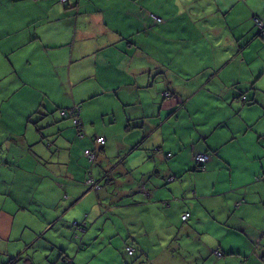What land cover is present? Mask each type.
I'll list each match as a JSON object with an SVG mask.
<instances>
[{
	"label": "crops",
	"instance_id": "crops-1",
	"mask_svg": "<svg viewBox=\"0 0 264 264\" xmlns=\"http://www.w3.org/2000/svg\"><path fill=\"white\" fill-rule=\"evenodd\" d=\"M122 1L138 4L81 0L67 7L60 0H0L7 31L0 33L2 262L63 264L64 256L76 264L88 250L84 241L97 246L119 240L117 249L128 260L171 264L174 247L192 245L199 230L226 232L231 225L249 236L245 247L222 238L214 250L198 248L194 257L220 247L248 258L260 249L258 257H264V177L257 178L264 175V100L260 91L253 98L245 92L250 85L259 90L255 85L263 81L264 64L252 61L264 49V37L250 13L264 17V0H146L162 6L161 30L152 14L118 16ZM11 25L35 31L11 33ZM140 28L146 47L134 36ZM15 51L18 61H9ZM35 61L44 72L53 68L52 78H28L26 63ZM55 84L57 92L66 87L58 93L65 101L57 100ZM24 90L40 96L30 101ZM165 91L172 96L166 98ZM109 101L113 105L104 106ZM258 102L262 109L246 106ZM76 103L83 106L92 140L87 133L80 137L71 121L60 122L58 109ZM234 111L241 116L232 125ZM99 117L107 128L120 123V130L99 133ZM98 136L106 138L104 145H96ZM112 137H121L115 160L109 157ZM85 147L99 149L92 168ZM206 151L212 158L200 171L195 155ZM168 152L173 155L166 158ZM99 162L106 169L103 178L97 168L95 174ZM90 169L103 185L95 194L86 183ZM105 182L114 189L105 190ZM187 211L192 216L184 221ZM77 220L92 228L80 239ZM123 229L128 236L121 246ZM128 246L136 249L133 257Z\"/></svg>",
	"mask_w": 264,
	"mask_h": 264
},
{
	"label": "rangeland",
	"instance_id": "rangeland-1",
	"mask_svg": "<svg viewBox=\"0 0 264 264\" xmlns=\"http://www.w3.org/2000/svg\"><path fill=\"white\" fill-rule=\"evenodd\" d=\"M138 4L134 3V6L128 7L127 4L123 3V1L121 2L120 5H118L116 8L120 9L118 11H115L114 13H117L118 16H127L130 12H131V17L130 19H133L132 16L134 15V20L137 19H145L146 14L150 15L152 14V17L154 18V22L156 23V27L161 30L162 27V14H160L159 12H161V8L162 6H160L159 4H157V6H152V4H146V0H137ZM126 7V9H124ZM5 7L0 5V12L3 13ZM139 9V10H137ZM138 12V13H137ZM160 14V15H159ZM263 15H260L259 13H250V17L252 19V22L256 25V27H259L260 30H262V33H264V27L262 25V20H264V17H262ZM260 18V19H258ZM120 21L123 23L124 20L122 18H120ZM178 21V20H177ZM14 23H18V20L16 19V21ZM91 23V22H90ZM122 23L120 24V26L123 27ZM264 23V21H263ZM113 26H117L116 23H111ZM127 25V24H125ZM154 27V28H156ZM10 28L12 29L11 33H34V28L32 29H28L27 27L25 28H19L17 25H11ZM91 28V27H90ZM38 29L41 30L43 29V26H38ZM139 30H143V29H138L135 33L134 36L136 37L137 42H139L138 44L142 47H146L148 45V41L146 40L145 37H143V33H146L145 31H139ZM0 33H7L6 29H5V25L2 21V17L0 14ZM144 36H146V34H144ZM264 37V35H262ZM144 39H143V38ZM257 46L260 48L261 47V43H258ZM23 47H21L18 50H22ZM253 46L251 45V50H252ZM18 56H19V52L15 51L14 53L10 54L8 56V60L11 61V59H15L16 61H18ZM138 55H134V65H136L137 63H139L138 59H137ZM255 59L252 61V63H254V66H260L264 64V49L258 50V52H256L254 55ZM42 61H44V58L41 56ZM32 65V66H31ZM48 65V63H47ZM26 66L30 69V70H26L25 74L28 78H36L38 76H42L41 79L43 81H48V77L52 78V76L48 73V72H53V68H45V70L47 72L43 71V67L42 64L39 65H34L32 63L27 62ZM208 72V71H205ZM241 72L244 74V76L247 75L245 68L241 69ZM47 76V77H43V76ZM263 81H259V84L255 85L257 88H259V90H255L252 85L248 86L247 89L245 90L246 94L250 97L253 98L255 91H260L259 92V99L264 100V92L262 91V89L264 90V76L262 77ZM37 82H40L39 80ZM58 86V84L53 85V88H56ZM66 87H61L60 86V90L57 92L54 89V92L56 94L57 100H62L65 101L66 98H63L61 96H59V92H62ZM30 91V90H24L22 92V96L26 95V98L30 101H32L34 99V94L40 96L38 93ZM247 95L243 96V100L246 103L252 102V100L250 98H248ZM109 97L108 95H102L100 96V98H98L96 100V102L98 101H102L103 99ZM42 100H44L43 98H41ZM51 103H53V101L50 99ZM262 104L261 102H258L256 104L253 105H246V106H251V107H257L259 109H262ZM112 106L113 103H111V101L106 102V104L104 106ZM28 108V107H27ZM246 110V109H245ZM245 112V111H244ZM232 118L230 119V122L232 125L235 124V122L237 121V119L241 116H238L239 113L237 111L232 112ZM250 115L254 114L251 110L249 111ZM52 113L48 114V117H51ZM65 120L67 121H73L71 118H66V119H62L60 122H65ZM99 124L101 126V131H99V133L101 134H105L107 136V134L113 132L114 130H120L121 125L120 123H117L116 125H114V127L111 128H107L105 127V125L102 123V117H99ZM59 123V122H57ZM239 124V122H238ZM261 124H258L257 127H259ZM93 135L99 134L97 130H93L91 131ZM86 137H88L90 140H92V135L88 133V131H86ZM121 137H117L111 138V155H109V157L113 160H115L117 158L115 151V144L117 143V141H120ZM94 142L96 143V138L94 140ZM97 145V143H96ZM92 147H85L84 148V156L86 157L88 163L90 166L94 167L95 164L98 162V158L97 161L94 165H91L90 161L88 160L87 156H86V151L89 150ZM93 149L96 150L97 155L99 157V149L96 147H93ZM201 153H205V156H208V162L211 160L212 155L210 154V156L206 153V152H201ZM198 155L200 153H197ZM96 168L101 170V175L103 178V174H104V162H99L97 164V167H95V174L97 175V171ZM201 169V168H200ZM202 170V169H201ZM203 171V170H202ZM97 177V176H96ZM258 177H264V175L258 176ZM172 178V177H170ZM87 188V187H86ZM103 188V185L102 187ZM105 190L107 189H114V185L112 183H108L105 182ZM90 192L92 193H97L98 191L95 190H91L90 188ZM88 220V219H87ZM90 220V219H89ZM73 222V221H72ZM74 223V222H73ZM90 224V223H89ZM217 228V227H216ZM92 229V228H91ZM89 229V231L91 230ZM241 231V230H240ZM236 227H234V225H231L228 230L226 232H222V230L219 231H215L210 229L209 227H205V229L203 230H199L198 232L200 234H195L193 236V244L191 245L189 242L185 245H182L181 248H179L178 246H175L174 249L177 252V254L175 256L172 257L171 261H168L171 264H246L249 262V264H264V257L259 258L258 255L260 253V249H259V253L258 255H252L251 257H246L245 255L242 254H237V253H232V251L226 249L225 247H220V245L218 247H220L222 250H225V256L224 253L221 249L216 250L215 253H212L213 251H211L209 253V255L204 256V257H194V253L196 252V250H198V248H201L202 250H209L210 248H213L212 250H214V248L218 245L221 244L220 239H224L225 241H228L229 243H232L234 246H238V247H245L247 242L246 239L247 237L249 238L248 235L243 234L242 232H240ZM124 232V236L122 237V242H121V246L122 244H124L125 239L127 238V234H126V230L123 229ZM219 232H222V237L218 236L217 234ZM202 236V239L200 240L199 237ZM248 240V239H247ZM188 241L189 238H188ZM259 241V240H258ZM84 243L86 244L85 247L88 249L87 251L84 250L83 252L79 253V255L76 257V264H122L121 263V259L124 260V262L131 264L132 261H134V264H141L142 259L141 257H139L138 259L134 258L132 260H128L127 258H124L126 256L123 255L124 251L123 249H117V245L120 243L119 240H116L114 243H112L111 245L105 244V243H101L102 245H97V246H90L87 245L86 241H84ZM217 251H220L222 253V255H218ZM242 252V251H241ZM214 254V255H213ZM131 257V256H130ZM133 257V256H132ZM218 257V258H217ZM246 262V263H245ZM146 264H164L161 262V260L155 259L154 261H152V263L147 262Z\"/></svg>",
	"mask_w": 264,
	"mask_h": 264
},
{
	"label": "built area",
	"instance_id": "built-area-1",
	"mask_svg": "<svg viewBox=\"0 0 264 264\" xmlns=\"http://www.w3.org/2000/svg\"><path fill=\"white\" fill-rule=\"evenodd\" d=\"M260 19V18H258ZM261 20V19H260ZM262 25L264 27V23L262 20ZM165 94L168 96L169 93L165 92ZM80 112H81V106L79 104H76L74 106H72L70 108V117L74 120L73 122L79 127L83 124L81 118H80ZM63 114L67 115V111H63ZM80 137L85 136V133H83V131H81L79 133ZM96 143L97 144H105L106 143V138L104 136H98L96 137ZM205 153H200L199 155H197V160L200 161L202 164V170H206V164L208 163V156L204 155ZM210 156V153H207ZM86 156L88 158V160L90 161L91 165H94L97 161L98 155L95 149L90 148L89 150L86 151ZM92 168V166H90ZM175 177H172L171 179H174ZM87 185L89 186V188L94 189V190H99L101 188V184L100 182L97 181V179L93 176L92 174V170L90 169V174L88 175V178L86 180ZM191 212H186L183 214L182 218L184 220H188L191 217ZM75 223H77L75 221ZM127 250L130 254L134 253V249L131 246L127 247ZM218 255H222V253L220 251H217Z\"/></svg>",
	"mask_w": 264,
	"mask_h": 264
},
{
	"label": "trees",
	"instance_id": "trees-1",
	"mask_svg": "<svg viewBox=\"0 0 264 264\" xmlns=\"http://www.w3.org/2000/svg\"><path fill=\"white\" fill-rule=\"evenodd\" d=\"M12 2H21V1H26V0H11ZM68 1H71L70 3L68 2ZM81 0H66V1H64V0H60V2L64 5V6H67V7H70V6H73V5H77V4H79V2H80ZM4 7V6H3ZM13 15V14H12ZM13 16H16V15H13ZM10 17V16H9ZM11 18H13L12 16H11ZM264 21V20H263ZM260 30V29H259ZM260 33V35H264V33H262V30H260L259 31ZM27 48H28V46H26ZM26 48V49H27ZM32 64H34V65H39L36 61L34 62V63H32ZM32 66V65H31ZM165 92H168L169 93V95L167 96L165 93H164V96L166 97V98H170L171 96H172V93L170 92V91H165ZM241 96V95H240ZM242 96H243V94H242ZM241 96V97H242ZM249 103H253V100H252V102H249ZM76 104H79L80 106H81V112H80V118H81V120H82V122H83V124L81 125V126H77L73 121V119L70 117V108L72 107V106H74V105H76ZM76 104H74V105H72V106H69V107H62V108H59L58 109V111H59V113H60V115L62 116V118L63 119H66V118H71L73 121H72V123H73V125L77 128V130H78V135H79V133L81 132V131H83V133H85L86 134V129H85V125H84V119H83V117H82V113H83V106L80 104V103H76ZM67 111V115H65V114H63V111ZM104 145V144H103ZM157 149H159V147H157ZM201 153V152H200ZM206 153H210V152H208V151H206ZM211 154V153H210ZM173 154L171 153V152H168L167 154H166V158H169L170 156H172ZM197 155L198 154H196L195 155V161H196V163H197V165H198V168H199V170L200 171H202L200 168H202V163L200 162V161H198L197 160ZM212 155V154H211ZM208 164V163H207ZM207 164H206V167H207ZM172 177H176L175 175H173ZM258 178V180L259 179H261V177H257ZM175 179V178H174ZM170 180H172L171 178H170ZM98 182H100L99 180H97ZM101 184V183H100ZM101 187H102V184H101ZM98 191V190H97ZM241 203V202H240ZM239 203V204H240ZM187 212H189V211H187ZM186 213V212H185ZM192 214V213H191ZM183 216V215H182ZM192 216V215H191ZM183 219V218H182ZM190 219V218H189ZM188 219V220H189ZM184 220V219H183ZM188 220H184V221H188ZM77 223H73V226H75V228H76V237L77 238H79L80 239V234L81 233H83V235L85 234V233H87L88 232V230H89V227H88V222L86 221V222H84V221H79V220H77L76 221ZM83 245H84V243H83ZM85 247V246H84ZM132 247V246H131ZM133 249H134V253L133 254H130L129 252H128V250H127V248H126V253L128 254V255H130V256H134V255H136V249L133 247ZM223 253H224V251H223ZM62 258V262H64L63 264H72L71 262H72V260H68L66 257H64V256H62L61 257ZM64 258H66V260L65 261H63V259ZM0 264H4L3 262H2V260H1V258H0Z\"/></svg>",
	"mask_w": 264,
	"mask_h": 264
},
{
	"label": "bare ground",
	"instance_id": "bare-ground-1",
	"mask_svg": "<svg viewBox=\"0 0 264 264\" xmlns=\"http://www.w3.org/2000/svg\"><path fill=\"white\" fill-rule=\"evenodd\" d=\"M64 1H66V0H64ZM69 3L71 2V1H68Z\"/></svg>",
	"mask_w": 264,
	"mask_h": 264
}]
</instances>
